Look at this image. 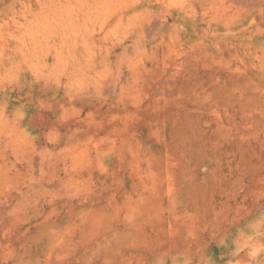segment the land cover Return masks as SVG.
Wrapping results in <instances>:
<instances>
[{
    "label": "rangeland",
    "instance_id": "obj_1",
    "mask_svg": "<svg viewBox=\"0 0 264 264\" xmlns=\"http://www.w3.org/2000/svg\"><path fill=\"white\" fill-rule=\"evenodd\" d=\"M0 264H264V0H0Z\"/></svg>",
    "mask_w": 264,
    "mask_h": 264
}]
</instances>
